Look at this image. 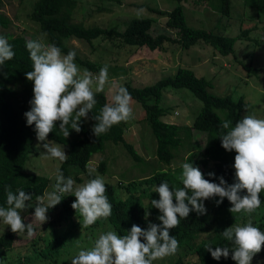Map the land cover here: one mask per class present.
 Instances as JSON below:
<instances>
[{
	"label": "trees",
	"instance_id": "1",
	"mask_svg": "<svg viewBox=\"0 0 264 264\" xmlns=\"http://www.w3.org/2000/svg\"><path fill=\"white\" fill-rule=\"evenodd\" d=\"M250 1L251 6L256 9L257 15H263L264 0ZM1 2L2 0H0V4ZM76 3V0H34L29 13L30 17L38 22L40 29L47 35L48 44L58 46L62 54H67L68 51L73 50L70 45L66 44L65 40L67 38L74 37L91 43L94 38L104 36L119 38V40L128 44L146 45L151 49H164L163 44L166 41H174L180 47L187 48L197 41L203 40L221 54L226 55L233 52L235 40L250 38L248 32L252 29L251 27H245L234 35H225L205 27L190 26L186 22L180 4L168 11L152 8L167 15L165 25L175 29V35L164 31L156 34L151 33V17H132L123 29L106 28L99 24L84 25L72 18ZM231 4V0H216L214 7L222 14L229 15ZM10 21L9 16L0 12L1 25L7 26ZM0 36L7 38L15 52L12 60L6 61L4 65L0 66V207H8L6 203V186H10V190L14 193L17 189H20L32 195V201H26L25 203L35 205L36 196H42L46 191L49 178L47 175L24 169V164L36 137L35 125L28 126L24 116V113L30 110L29 102L34 95L33 82L28 81L25 76L27 71L32 70L30 54L26 49V41L30 39L20 33L13 35L9 32H0ZM75 59L90 71L97 73L101 69L102 64L99 65V63L87 58H81L77 52ZM120 86L126 87L131 97L138 100L143 107L145 118L156 139V157L167 165L166 167L156 168L141 178L139 185L142 194H138V191L135 192V189H133V192L129 189L130 192L120 198L114 194L113 187L104 182L107 189L105 194L112 205V214L106 220L99 219V224L108 223L114 228L115 232L123 236L127 234V231H130L133 224L140 226L142 229H147L149 222L161 223L158 220L161 213L151 206V200H159V194L154 190L163 182L169 183V188L172 191H174V188L183 187L179 179L182 168L180 166L171 167L168 163L174 156V149L182 144H188L191 138V130L192 133L202 134L205 139L201 147L198 144L197 149H194L190 144L191 147L188 149L189 151L183 163L190 162L194 167H199L204 174V178L210 182L218 184L220 177H223L229 185L235 182L233 164L236 153L234 150L232 152L226 151L221 146L218 135L221 131H226L220 128L223 120H229L231 126H235V123L242 118V109L246 104L242 95L235 98L230 93L224 95L213 93L209 90L212 86L211 81L202 75H197L193 69L186 66H179L173 75L158 78L150 84L138 86L127 81L118 87ZM170 86L186 87L201 100L202 106L194 116L191 124H178L162 118L165 114L164 108L160 105L162 90ZM93 91L95 92V90ZM95 98L97 103L92 112H89L92 120L90 125L85 124L82 120V130L79 133L69 129V137L63 138L62 134L59 133L60 121H57L55 129L48 135L49 138L66 146L68 158L59 165L63 175H67L72 167H80L85 170L92 154L103 150L105 140L108 139L114 142L120 141L133 159H141L133 144L124 137L125 122L113 125L98 138L93 135L92 127L95 124L93 116L97 115L106 103H112V101L107 102L104 92L95 93ZM217 109L226 110V114L221 116ZM104 162V159L99 161L98 168L100 170H104ZM210 172L214 173V176H209L208 173ZM90 177H93V174ZM244 194H246V190L241 193V195ZM142 198H145V200H142ZM259 198L262 202L264 201V191L259 194ZM75 199L73 195H65L62 201L55 207L50 208L48 212L59 209L71 213L73 211L71 205ZM219 199V197H213L205 200L204 205L207 210L205 215H198L195 211H191L186 219H180V223L176 228L169 230L170 235L175 236L179 244H187L196 251L198 261L195 264H236V261L231 258V242L226 241L221 235L226 228L231 227L233 224L243 226L251 222L253 226L264 232V210L260 207L250 216L245 213L232 214L229 212L232 205L228 199L224 198L223 202L217 205L216 201ZM30 209H35V207L33 206ZM146 209L150 213L147 219H145ZM204 233H207V235L202 236ZM16 234L11 231V228L1 233L0 247L10 248ZM57 239L53 243H47L46 246L54 251L60 250L62 246L57 242ZM141 241L143 242V238H141ZM208 244H211L213 250L216 247L228 246V258L213 259L211 253L205 249ZM44 256L45 253L42 248L38 253V257ZM153 264H155V261ZM166 264L188 263L177 258L168 261Z\"/></svg>",
	"mask_w": 264,
	"mask_h": 264
},
{
	"label": "rangeland",
	"instance_id": "2",
	"mask_svg": "<svg viewBox=\"0 0 264 264\" xmlns=\"http://www.w3.org/2000/svg\"><path fill=\"white\" fill-rule=\"evenodd\" d=\"M33 1L2 0L0 12L9 16L11 21L7 26L0 24V32H9L13 35L20 33L30 40L43 37L44 42L48 44L47 35L40 29L38 22L29 15ZM76 1L72 18L84 25L99 24L106 28L123 29L130 18L137 17L136 11L143 8L145 11L140 17L152 18L151 33L156 34L164 31L175 35L176 30L165 25L167 15L152 8L168 11L180 4L186 22L190 26L205 27L225 35H234L242 28L251 27L252 29L248 32L250 38L235 40L233 52L226 55L221 54L203 40H199L187 48L180 47L174 41H166L163 44L164 49H151L146 45L128 44L119 38L104 36L94 38L91 43L74 37L67 38L65 42L81 58H87L99 65L102 64L101 68L105 64L109 66V82L103 91L106 94L107 102L112 101L115 88L127 81L138 86L150 84L158 78L173 75L179 66H186L193 69L197 75L209 79L212 83L209 90L213 93L219 95L230 93L235 98L242 95L246 105L242 109L241 117L245 114H254L256 118L264 119V13L257 15L250 0H231L229 15L222 14L214 7L216 0ZM74 62L81 72L86 69L78 60L75 59ZM90 72L98 74L95 71ZM93 90H95L94 87ZM160 105L165 110V114L162 116L164 120L189 125L202 106V102L188 88L170 86L162 90ZM131 107L133 118L125 122L124 137L133 144L141 159L134 160L120 141L114 142L108 139L105 140L103 150L92 154L85 168L86 171H88V167L95 168L96 171L92 178L99 176L104 182H109L114 189V194L120 198L130 191L133 192V189L136 190L135 192L138 191V194H142L139 185L140 178L156 168L167 166L156 157V139L145 118L140 102L132 98ZM217 110L221 116L226 114L224 109ZM82 120L88 125L92 123L89 113L88 119L82 118ZM196 135L198 136L196 137ZM204 139L202 134L192 133L191 130L188 144H182L174 149V156L168 164L171 167H181L185 155L191 147L190 144L194 149H197L198 144L201 147ZM47 141L62 150L64 149L67 154L65 145L49 137H47ZM38 143L43 144L44 142L37 141L35 137L24 169L47 175L49 182L46 191L51 192L54 190L56 170L61 161L46 159L41 155V152H46V150L41 147L38 151L36 148ZM101 159L105 161L104 170L98 168ZM85 170L80 167H72L64 177H71L75 181V186H80L92 179L88 177ZM129 189L130 191H128ZM143 206L146 208L144 204ZM260 208L264 210V201H261ZM34 210L27 208L21 212L23 222L26 225L32 223L34 235L29 238L27 230H25L23 233L16 234L10 248L0 247V264H71V259L80 250L92 248L100 234L110 230L114 231V228L108 223L100 225L99 219L93 225L82 228L78 222V219L82 218L74 209L71 213L59 209L47 212L48 220L41 224L40 221L32 218ZM8 228L10 226L5 225L0 218V234ZM206 235L207 233H204L202 236ZM56 238L62 246L58 251L46 246L49 242H55ZM42 248L45 256L38 257ZM177 258L188 264H195L198 261L196 251L182 243L179 244L174 255L157 259L155 264H166ZM251 264H264V246H262V251L253 257Z\"/></svg>",
	"mask_w": 264,
	"mask_h": 264
},
{
	"label": "clouds",
	"instance_id": "3",
	"mask_svg": "<svg viewBox=\"0 0 264 264\" xmlns=\"http://www.w3.org/2000/svg\"><path fill=\"white\" fill-rule=\"evenodd\" d=\"M144 11L143 8L138 9L137 17ZM26 49L30 54L32 70L27 71L25 76L28 81L33 82L34 94L29 102L30 110L24 113L27 125L34 124L37 141L44 142L36 145L38 151L41 147L46 150L41 152V155L46 159L65 162L68 156L64 149L47 141V137L55 129L57 121H60L59 133L63 138L69 137V129L77 133L82 130V118L87 120L88 113L92 112L97 103L95 93L103 92L109 82V66L105 64L95 75L88 69L81 72L74 62V50L62 54L58 46L46 44L43 37L26 41ZM14 56L12 45L7 38L0 36V66L12 60ZM131 101V94L126 87L115 88L112 103H106L99 113L93 116V135L98 138L113 125L131 120ZM220 128L226 130L218 135L221 146L228 152L234 150L236 153L233 164L234 183L227 184L223 177L219 178L218 184L210 182L204 178L199 167L185 162L181 165L182 173L179 177L182 188H174L172 191L167 182L155 187L154 192L159 194V200H151V206L161 213L158 216L161 223L149 222L147 229L133 224L130 231L123 236L111 230L102 233L94 241L92 248L80 250L71 259V264H153L157 259L174 255L179 248V242L175 236L170 235L169 230L176 228L180 219H186L191 211L205 215L207 210L204 201L213 197L220 198L216 201L217 205L227 198L232 205L229 208L232 214L245 213L250 216L255 212L261 206L259 194L264 191V119H258L254 114H245L234 127L231 126V121L223 120ZM95 171V168L88 167L86 172L91 176ZM89 175L88 177L92 178ZM208 175L214 176V173L210 172ZM245 190L246 194L241 195ZM106 191L104 181L99 176L89 179L83 185L75 186V181L71 177L65 178L58 168L54 190L36 196L35 205L25 203L32 201V195L20 189L14 193L10 186H6L8 207H0V218L5 225L10 226L13 233H23L27 230V236L31 238L34 235L32 223L25 225L21 212L34 206L32 218L43 224L48 220L46 213L50 208L58 205L65 195H73L76 199L71 207L82 218L78 219L82 228H87L98 219L106 220L111 216L112 205L108 201ZM149 214L146 209L145 219ZM221 235L231 242V258L236 264H251L253 257L264 246V232L251 222L243 226L233 224ZM205 249L215 260L229 256L228 246L216 247L213 250L211 244H208Z\"/></svg>",
	"mask_w": 264,
	"mask_h": 264
}]
</instances>
